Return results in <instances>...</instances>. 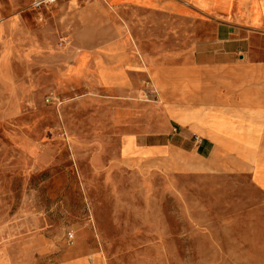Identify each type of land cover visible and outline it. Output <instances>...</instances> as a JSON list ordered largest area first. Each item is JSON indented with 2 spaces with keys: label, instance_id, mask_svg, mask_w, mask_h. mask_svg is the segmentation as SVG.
Wrapping results in <instances>:
<instances>
[{
  "label": "rangeland",
  "instance_id": "obj_1",
  "mask_svg": "<svg viewBox=\"0 0 264 264\" xmlns=\"http://www.w3.org/2000/svg\"><path fill=\"white\" fill-rule=\"evenodd\" d=\"M1 1L24 32L0 37V264H264V192L234 170L236 158L253 165L264 150L204 149L183 172L123 156L128 136L178 143L169 112L198 104L179 78L192 45L215 38L213 25L104 0H58L42 12L34 0ZM242 37L234 59L247 68L195 74L208 81L206 103H220L221 88L231 110L241 86L253 109L255 91L264 97V30ZM118 40L139 62L124 89L103 85L97 66Z\"/></svg>",
  "mask_w": 264,
  "mask_h": 264
},
{
  "label": "crops",
  "instance_id": "obj_2",
  "mask_svg": "<svg viewBox=\"0 0 264 264\" xmlns=\"http://www.w3.org/2000/svg\"><path fill=\"white\" fill-rule=\"evenodd\" d=\"M104 1L111 7L136 8L145 11L149 16L161 19L175 20L183 24L207 23L214 27L215 38L212 41H199L193 44L191 55H187L191 58L192 65H185L182 68L183 76L179 78L178 85L186 101L192 100L198 104L191 107L177 105L175 112H169L170 122L175 125L174 137L177 138L178 143L174 144V139L162 136L164 134L128 136L122 147L126 162L173 165L183 172L187 166H194L191 163L194 161L193 158L199 161L195 157L204 149L255 147L264 150V97H260L263 93L259 90L255 91L259 103L253 109L249 105L247 89L241 86L239 93L233 94L232 98L239 101L236 105L238 108L231 110L223 105L222 88L216 98L220 103L215 105L206 103L210 101L207 93L208 81L195 77L196 73H202L201 69H214L225 73L229 69L248 67L245 61L239 62L234 58L244 53L240 42L245 33L252 35L264 30V0ZM100 4L103 5V1ZM14 7L15 5L12 4V8ZM10 32H15L16 35L24 32L23 19L18 12L10 18L5 17V6L0 0V37H5ZM119 41L104 46L105 51L97 58V66L103 85L124 89L134 84L133 69L139 66V62L131 55L132 47L125 46ZM81 62L84 63V60ZM111 63L114 64L113 68L109 67ZM253 64L255 69H259V66H256L259 64L256 62ZM243 79L246 87L248 79L244 77L241 80ZM187 89L191 90L190 93ZM234 167L235 172H251L254 186L264 192V154L255 156L253 165L242 157L236 158Z\"/></svg>",
  "mask_w": 264,
  "mask_h": 264
},
{
  "label": "built area",
  "instance_id": "obj_3",
  "mask_svg": "<svg viewBox=\"0 0 264 264\" xmlns=\"http://www.w3.org/2000/svg\"><path fill=\"white\" fill-rule=\"evenodd\" d=\"M57 2L58 0H34L33 9L42 12V10L48 9L49 7L55 5ZM46 102L48 104L55 105L57 103V98L51 95L46 99ZM67 240L70 244H72L75 240V233L69 232L67 234Z\"/></svg>",
  "mask_w": 264,
  "mask_h": 264
}]
</instances>
